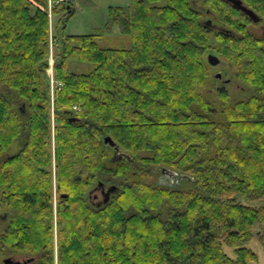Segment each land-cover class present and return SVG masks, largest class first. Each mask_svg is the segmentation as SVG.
Listing matches in <instances>:
<instances>
[{
    "label": "trees",
    "instance_id": "trees-1",
    "mask_svg": "<svg viewBox=\"0 0 264 264\" xmlns=\"http://www.w3.org/2000/svg\"><path fill=\"white\" fill-rule=\"evenodd\" d=\"M244 1L264 18V0ZM207 6H110L107 29L130 35L128 49L63 33L53 139L48 0H0V260L29 252L35 264L56 263L54 141L57 264H258L247 245L255 234L264 245V39L245 14L237 27L232 4ZM208 9L239 35L209 29ZM53 10L69 18L74 6ZM210 54L237 67L247 98L208 88ZM69 61L95 68L74 72ZM16 167L38 176L31 191H16ZM163 168L186 186L145 180ZM100 183L120 190L95 206L88 195Z\"/></svg>",
    "mask_w": 264,
    "mask_h": 264
},
{
    "label": "rangeland",
    "instance_id": "rangeland-1",
    "mask_svg": "<svg viewBox=\"0 0 264 264\" xmlns=\"http://www.w3.org/2000/svg\"><path fill=\"white\" fill-rule=\"evenodd\" d=\"M197 4L201 6H207V0H196ZM211 1V0H210ZM75 6V11L72 13L69 18H64V12L54 13L53 7L55 6L54 0H48L47 13L49 17V39H48V67L46 70L48 81H49V96H50V105H51V117H52V132L54 139V119H55V102L59 94V84L62 82L56 77L55 74V65L59 59L60 54V45L63 39V33L66 35H86V34H95L99 33L100 36L97 37V42L101 47L105 48H131L132 39L128 34H122L121 32L115 30L107 29L109 22V8L110 6H125L130 3V0H69L67 2ZM66 3V2H64ZM206 17V16H204ZM64 19H66L64 21ZM229 63L228 60H226ZM68 68L71 71L82 73L88 72L95 68V63L87 62H75L69 61ZM228 69L233 72L236 71L235 68ZM220 70V68H212L213 73ZM63 85V84H62ZM249 86L248 84H246ZM209 89H216L217 84L208 85ZM250 87V86H249ZM236 87L233 85L230 87L231 98L233 100H241L248 96L241 95L237 97ZM241 90V89H239ZM229 92V93H230ZM229 93H227L229 95ZM21 105V104H20ZM55 143L53 141V203L55 210V241H54V250H55V259L57 264L58 256V238H57V216H56V207L59 202L60 194L57 190L56 177H55ZM19 147L16 146L14 152H17ZM17 165V164H16ZM15 165V166H16ZM171 170L166 169L163 173L157 171V175H149L145 177V180L148 182H158L160 185L168 186L171 188H184L186 186L185 180H183V175L176 172H170ZM159 172V173H158ZM14 182L16 183V191L18 192H27L31 191L34 184L38 181V176L32 171L23 170L21 167L14 168L12 175ZM62 195V194H61ZM64 196V194L62 195ZM239 199L247 204L259 205V203H251L245 197L240 196ZM261 204V203H260ZM250 249L258 255V264H264V245L260 242L257 234L254 235L253 239L247 245ZM225 251L231 255L235 256L234 248L225 245ZM36 253L29 252H15L12 256L13 258L22 259V257H27L29 255H35ZM27 255V256H26ZM9 257V256H6ZM5 257V258H6ZM1 264H4V259H1Z\"/></svg>",
    "mask_w": 264,
    "mask_h": 264
},
{
    "label": "flooded vegetation",
    "instance_id": "flooded-vegetation-1",
    "mask_svg": "<svg viewBox=\"0 0 264 264\" xmlns=\"http://www.w3.org/2000/svg\"><path fill=\"white\" fill-rule=\"evenodd\" d=\"M216 1H218V3H229V4H232L234 7H236L229 0H216ZM242 2H243V5L253 9L260 16V20L258 22H255L252 18H250L240 8L236 7V9H238V11H234V12L237 14V23H236L237 27L239 29L242 27L241 15L245 14L246 20L247 21L250 20L248 22V30H250L253 34L260 36V38L264 39V18L258 12L257 9L248 5L244 0H242ZM262 10H264V7H262ZM206 14H207V16L204 17L203 20H204L205 24L207 25V27L213 31L221 32L219 30L221 28V25L218 23V17L215 15V13L212 12L210 9H208V10H206ZM235 35L238 36L239 32L235 33ZM220 59L221 60H220L219 64H217V65L210 64L212 66V68H216V67L220 68V70L213 73V76L215 78V84H217L215 91L227 94L230 92V87H232L234 85L237 88L236 92H235L237 94V97H239L241 95H245V96L250 95L252 93V89H251V87L247 86L243 80H241V78L238 75L237 67L234 66L231 62L227 63L226 60H223L222 58H220ZM228 67H230V68L233 67L236 69V71L235 72H233L232 70L230 71L228 69ZM239 89H241V90H239ZM229 95H231V92L229 93ZM103 189H105V187L95 188L88 195L91 202L95 206H101L104 203V196L102 194ZM6 258H12L15 262L19 261L20 264H35L40 257H39V254H35V255H29L27 257H22V259L13 258L12 256H9ZM6 258H4V259H6ZM0 264H1V261H0Z\"/></svg>",
    "mask_w": 264,
    "mask_h": 264
},
{
    "label": "water",
    "instance_id": "water-1",
    "mask_svg": "<svg viewBox=\"0 0 264 264\" xmlns=\"http://www.w3.org/2000/svg\"><path fill=\"white\" fill-rule=\"evenodd\" d=\"M231 1L236 7L240 8L243 12H245L250 18H252L255 22H258L260 20V16L251 8L243 5L242 0H229ZM221 32L229 34V35H235V32L231 29L225 28V27H221L219 29ZM220 57L216 54H210L208 56V62L209 64L212 65H217L220 62ZM72 120H74V118H72ZM106 144H109L111 147H117L116 142L113 140L112 137L107 136L104 139ZM168 169V168H163V172ZM170 170V169H169ZM172 172V170L170 171ZM174 172V171H173ZM105 187V189H103L102 194L104 196V203H107L108 200L110 199L111 195L114 193H118L119 192V187L117 185H107L105 186L104 183H100L97 187ZM91 189L89 191V194L95 189ZM67 196V195H64ZM4 264H20V262H15L12 258H6L4 259Z\"/></svg>",
    "mask_w": 264,
    "mask_h": 264
},
{
    "label": "built area",
    "instance_id": "built-area-1",
    "mask_svg": "<svg viewBox=\"0 0 264 264\" xmlns=\"http://www.w3.org/2000/svg\"><path fill=\"white\" fill-rule=\"evenodd\" d=\"M54 1H55L56 4H58V3H64V2L67 3L69 0H54ZM59 85H60L59 86V90H60L62 88V84L60 83Z\"/></svg>",
    "mask_w": 264,
    "mask_h": 264
},
{
    "label": "crops",
    "instance_id": "crops-1",
    "mask_svg": "<svg viewBox=\"0 0 264 264\" xmlns=\"http://www.w3.org/2000/svg\"><path fill=\"white\" fill-rule=\"evenodd\" d=\"M73 6H74V5H73ZM75 10H76V9H75V6H74V11H75ZM111 30H112V31L115 30L116 32H118V31H117V28H113V29H111Z\"/></svg>",
    "mask_w": 264,
    "mask_h": 264
}]
</instances>
